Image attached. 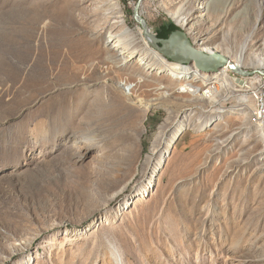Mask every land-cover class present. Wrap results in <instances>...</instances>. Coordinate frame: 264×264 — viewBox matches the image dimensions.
Instances as JSON below:
<instances>
[{
  "label": "rangeland",
  "instance_id": "rangeland-1",
  "mask_svg": "<svg viewBox=\"0 0 264 264\" xmlns=\"http://www.w3.org/2000/svg\"><path fill=\"white\" fill-rule=\"evenodd\" d=\"M136 2L0 0V264H264V0H142L153 34L242 58L212 101L162 73Z\"/></svg>",
  "mask_w": 264,
  "mask_h": 264
},
{
  "label": "bare ground",
  "instance_id": "bare-ground-1",
  "mask_svg": "<svg viewBox=\"0 0 264 264\" xmlns=\"http://www.w3.org/2000/svg\"><path fill=\"white\" fill-rule=\"evenodd\" d=\"M182 23L184 25L187 24L184 20L182 21ZM149 31L151 32V30H149ZM192 33L194 35H198V33H200V31L199 30H192L189 34H192ZM148 42H150V39L146 36V40L144 38V43L147 46L150 44V43L148 44ZM195 47L197 49L201 50L202 52H205V53H211V54L212 53H218V54H221L224 57H227L230 61H233L232 62L233 64H231V65H225V66H223L221 68L222 72H220V74L216 78V81H220V79H218V77L221 78V80H222L221 85H224L225 87L232 85L231 82H228V74H227V72L229 70L230 71L237 72V73H240V74L243 73L241 67H242L244 61L242 60V58L240 56H237L235 59H232L227 54V51L222 50L217 45L212 44L211 42H209L208 44H195ZM121 53H122L121 54V57L122 58H126V55H125V53H124L123 50L121 51ZM156 56L159 57L158 55H156ZM159 62L163 66V72L162 73L168 74V75H170V76H172V77H174L176 79L182 80L184 82V83H182L179 86V89L178 90H180L182 92H185V93H191L193 95L200 94L202 92L203 93L202 94L203 96L200 95V97H204V98L206 97V98L210 99L211 101L214 99V94L217 92L216 87H214L215 90L213 88H210L209 87V89H207L204 92V91L201 90V87L195 86V85H192L191 83H189L190 81L197 80V79H202V77H203V76H201L200 72H198L197 70H195V68H194L195 66H194L193 63H191L189 65H186V66H183V64H181L179 62L169 63V62H166L164 59H161V58L159 59ZM255 67L257 69L260 68L261 67V63H257L255 65ZM202 81H204V80L202 79ZM204 83H205V81H204ZM241 84L242 85H240V88H242V89L243 88H249L250 87L248 85L249 83L247 81L241 82ZM242 98L240 100L244 101ZM185 129H186V126H182L181 129H180V133H182L183 131H185ZM260 135H261V137L263 139V142H264V128L263 127L260 129ZM177 136H178V134L177 135H172L165 142L164 148L161 150L160 153H158V157L159 158H162L164 156H168L169 155L170 151L173 149V147L175 145V141H176ZM155 179H156V176L153 177V179H151L150 181H148V183L146 185V189H144L142 193L137 194L136 199H146L148 197V195H149L148 192L149 191H152L153 186L155 185V181H156ZM135 200H132V203ZM130 204L131 203H129L128 200H126L122 205H124L125 208H127V210H128V207H129ZM120 264H123V263L120 262Z\"/></svg>",
  "mask_w": 264,
  "mask_h": 264
},
{
  "label": "water",
  "instance_id": "water-1",
  "mask_svg": "<svg viewBox=\"0 0 264 264\" xmlns=\"http://www.w3.org/2000/svg\"><path fill=\"white\" fill-rule=\"evenodd\" d=\"M142 0H137L133 10L134 20L138 23L145 35L164 49L162 52L167 58L175 59L181 64H191L204 73L216 72L225 65L233 64L227 57L218 53H205L197 49L190 41L188 35L179 29L174 31L167 39H159L152 34L140 14Z\"/></svg>",
  "mask_w": 264,
  "mask_h": 264
},
{
  "label": "built area",
  "instance_id": "built-area-1",
  "mask_svg": "<svg viewBox=\"0 0 264 264\" xmlns=\"http://www.w3.org/2000/svg\"><path fill=\"white\" fill-rule=\"evenodd\" d=\"M126 1L129 2L130 0H126ZM186 65H189V64H183V66H186ZM194 68H195V70H197L198 72H200L201 76H203L202 77L203 80H205V83H204V81H199V83H201V86H202V88H201L202 91L205 92L207 89H209V87L210 88H213V89H214V87H216V85L218 84V82L216 81V78L220 74V72H222L221 68L218 71L211 72V73H204V72L200 71L199 69H197L196 67H194ZM240 82H244V80L243 79H240ZM134 87H135V84H126L125 90L127 92H131L134 89ZM253 117H254V120L258 123V125L264 128V93H262L261 91H259L255 95V97H254V112H253ZM150 173H151V171H150ZM157 174L158 173H156V179H157ZM151 176L152 175H150V177L148 179H150ZM146 182H147V180H146ZM146 182H145V184H146ZM141 187H139L136 191H134L133 193H131L130 195H128L124 200H122L121 203H119L115 207V209L112 211V215H113L114 218H117L118 216H122L125 213H127V208H125V206L122 205V203L125 200H128L129 203H132V200H135L136 199L137 193L142 190ZM138 190H140V191H138ZM148 193L151 194L152 192L149 191ZM139 202H141V201H139ZM135 203H137V202H135Z\"/></svg>",
  "mask_w": 264,
  "mask_h": 264
},
{
  "label": "trees",
  "instance_id": "trees-1",
  "mask_svg": "<svg viewBox=\"0 0 264 264\" xmlns=\"http://www.w3.org/2000/svg\"><path fill=\"white\" fill-rule=\"evenodd\" d=\"M180 28L175 23H170L168 25H162L157 33V38L167 39L174 31Z\"/></svg>",
  "mask_w": 264,
  "mask_h": 264
}]
</instances>
